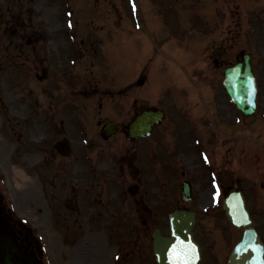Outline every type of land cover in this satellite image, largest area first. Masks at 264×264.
<instances>
[{"label": "rangeland", "instance_id": "374dc122", "mask_svg": "<svg viewBox=\"0 0 264 264\" xmlns=\"http://www.w3.org/2000/svg\"><path fill=\"white\" fill-rule=\"evenodd\" d=\"M129 1L136 3L138 9L132 15L128 12ZM128 15L135 21V29H144L146 33V45L140 46L139 61L134 63V56L130 54L134 52L133 49L128 52V59L124 61L130 64V68L132 65L138 68L140 62L141 67L146 70V85L131 89L129 95L131 98H141L138 99L139 103L147 107L166 111L168 120L162 125L163 133L169 126L172 128L173 123L175 126V96L180 94L182 98L191 97L189 91L180 93L179 87L182 84L178 81L183 79L188 83L193 82L195 86H201L202 96L195 90L191 101L198 103L201 96L204 107L195 103L192 106L184 103L183 110L191 115L202 114L203 118L185 117L175 129V140L167 138L164 144L167 149L173 151L172 156L167 159L168 163H177V166L178 161L184 157L180 161V168H186V176L193 181L206 182V194L202 198L196 196L198 200L193 204L202 210L205 206V196L208 198L209 209L206 214L211 225L208 226L210 233L204 240L206 251L225 257L238 237L223 220L221 203L217 206L210 203L211 183L223 186V195L235 184L244 192L254 225L264 240V156L254 150L260 144L264 147V0H0V137L5 143V151L0 153V188L3 180V190L9 194V203H13L12 184L9 180L14 165L12 158L13 147H16L13 143L15 135H20V143L27 144L24 145L27 151L15 155L16 162L19 163L18 169L24 172L33 170L37 164L32 161V152L35 150L31 147L38 146L50 137L43 124V119L48 120L44 114V105L48 101L43 95L44 91L52 92L57 101L58 96H68L67 100L75 101L82 99L79 97L80 89L86 84L91 86H87L90 93H85V97L93 94L101 97L105 93L100 90L107 87L115 90L111 74L123 60L118 57L115 60L116 49L112 45L119 40L124 49L127 47ZM118 16L121 22L115 21ZM27 39L30 40V45H26ZM109 47L114 55H107ZM119 52L126 56L122 54L123 49ZM246 53L252 57L258 86V117L247 125L242 122L221 86L225 69ZM141 57L143 62L140 61ZM42 67L48 68L49 73L45 81L39 82L35 76ZM186 99L189 100L188 97ZM212 117L218 121L216 130L221 134L226 133L225 136L220 135L218 142L214 138L215 123ZM59 118H65L63 113L55 114L56 125ZM206 121L211 125L208 129ZM65 132V136L71 140L76 137L77 131L71 125L64 127L63 133ZM50 133L51 142L59 139L54 132ZM188 155H193L196 159ZM256 155H259L257 160ZM194 161L195 168L192 170L191 162ZM58 166L61 164L52 160V168ZM62 169L64 172L67 170L64 167ZM73 170L72 167V174ZM218 176H221V182ZM33 177L34 175H31V178ZM54 179L58 182L61 178L55 176ZM70 182L75 183V180H68V183ZM40 186L37 181L33 195L39 194L40 198H37L44 204L45 210L49 202L48 199L43 200V195H40ZM172 188L171 179L165 177L162 189L166 192L169 189L171 193ZM162 195L166 197L163 193ZM140 200L141 208L131 209L132 218L137 209L140 212L144 207L142 198ZM30 204L31 202H26L25 208ZM56 204L57 202L54 211L59 213V209L55 208ZM112 204L115 216L119 218L112 220V227L117 232L110 229H107V232L101 230L104 228L92 229L98 232L87 229L78 232L72 225L75 218L70 217L64 227L59 226L61 229H56V226L46 230L47 225H40L35 227L34 234L44 243V240L59 237L56 234L59 231L67 241L66 250L71 249V245L77 241L87 244L85 247L88 248L95 246L91 243L95 241L100 247L97 250L108 247V257L113 260L118 256L120 250H116V247L120 245L119 240L124 238V233L130 230L129 238L133 240L138 227L134 225L133 230V220L124 213L121 199L113 200ZM158 204V200L154 198L151 207L157 215H161V207ZM39 210L34 211L35 218L43 217ZM167 210L163 211L164 215ZM26 215L27 223L34 226V221L28 217L29 212ZM43 219L48 224L47 215L46 220L45 216ZM59 220L62 221V216ZM103 220L111 221L110 218ZM224 229L230 237L226 238ZM53 239V243H50L56 256L44 243L46 264H64L65 241ZM78 248L75 245L72 252H76ZM72 252L71 260L74 259ZM137 253L138 250L134 249V252L128 254L127 260H137ZM67 259L65 264H88L87 260L75 263L74 260Z\"/></svg>", "mask_w": 264, "mask_h": 264}, {"label": "water", "instance_id": "95a60500", "mask_svg": "<svg viewBox=\"0 0 264 264\" xmlns=\"http://www.w3.org/2000/svg\"><path fill=\"white\" fill-rule=\"evenodd\" d=\"M243 79L241 80L242 76ZM225 84L230 90L232 101L242 112L244 117L252 116L254 109V84L250 66L245 60L243 65H238L227 72ZM143 116V118H142ZM136 120L134 127L138 129H147L157 124L162 115L147 111ZM224 209L230 222L236 227H244L242 240L237 244L229 257L228 264H264L263 253L264 246L257 237L256 232L250 227L251 221L245 210L244 200L240 194H232L225 201ZM172 238L162 241L159 245L167 246L178 236L184 241H191V228L194 220L192 214L175 213L172 215ZM174 247H172L173 249Z\"/></svg>", "mask_w": 264, "mask_h": 264}, {"label": "flooded vegetation", "instance_id": "af4514ba", "mask_svg": "<svg viewBox=\"0 0 264 264\" xmlns=\"http://www.w3.org/2000/svg\"><path fill=\"white\" fill-rule=\"evenodd\" d=\"M135 113V111H131L128 103L122 106L121 109H118L114 112V120H112V122L117 125V131L113 136H111L108 140L104 141L100 138L98 133L95 132L94 139L97 142L91 144L97 146L95 149H92V151L89 153L90 149L88 148L91 145H86L85 147L82 146L77 148L75 153L76 162L78 163V174L76 175V181L79 183V186L78 190H75L76 204H80L82 206H92V201H94V197L91 196L92 194L90 190L92 189L97 180H101L102 178H104L103 175H106V172L96 174L95 167L98 166V162H100V164L103 166H105L106 164V170L108 166L109 169H111L113 164V168L116 170L119 177L124 181H127L132 178H137L138 175H140L144 171L141 170L139 165L136 163V153H131V143L126 141V144L122 145L121 142L122 140L126 139L127 125L129 124L132 118V114L135 115ZM102 123L104 122L98 121L99 125ZM136 143H138V145L140 144V146L138 147L139 156L141 154V150L145 149V142L144 140H141L133 144ZM123 146L126 147V149H124ZM121 149L123 150L122 153H120ZM140 161H142V159H140ZM142 163L145 166V160L142 161ZM108 174L109 171L107 175ZM14 232L16 236L20 238L23 245H28L29 242L26 239L28 238V236L20 235V232L15 225ZM148 261L149 259L145 260L144 264L151 263V261H149V263Z\"/></svg>", "mask_w": 264, "mask_h": 264}, {"label": "bare ground", "instance_id": "6f19581e", "mask_svg": "<svg viewBox=\"0 0 264 264\" xmlns=\"http://www.w3.org/2000/svg\"><path fill=\"white\" fill-rule=\"evenodd\" d=\"M13 174L15 179H18L21 183H23L22 185H20L16 181L13 182L14 185L13 188L15 192L18 193L20 197L29 195L30 190L31 189L33 190L30 180L24 174L20 173L18 170L14 169ZM91 243L95 245V241H91ZM98 253L99 251L95 247H89L88 249H81L79 252L78 251L75 252V256L82 257L83 255H86L90 259L91 264L92 263L96 264L98 262ZM169 255H170V259L172 260L173 252L169 253Z\"/></svg>", "mask_w": 264, "mask_h": 264}, {"label": "snow or ice", "instance_id": "6c2138e0", "mask_svg": "<svg viewBox=\"0 0 264 264\" xmlns=\"http://www.w3.org/2000/svg\"><path fill=\"white\" fill-rule=\"evenodd\" d=\"M172 264H191L188 251L185 250L182 243H177L173 248Z\"/></svg>", "mask_w": 264, "mask_h": 264}]
</instances>
